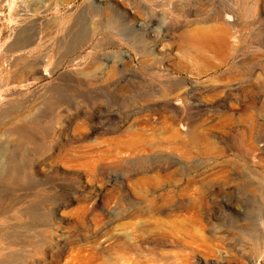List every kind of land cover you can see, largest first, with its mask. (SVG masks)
Returning a JSON list of instances; mask_svg holds the SVG:
<instances>
[{
  "label": "rangeland",
  "instance_id": "1",
  "mask_svg": "<svg viewBox=\"0 0 264 264\" xmlns=\"http://www.w3.org/2000/svg\"><path fill=\"white\" fill-rule=\"evenodd\" d=\"M0 264H264V0H0Z\"/></svg>",
  "mask_w": 264,
  "mask_h": 264
},
{
  "label": "bare ground",
  "instance_id": "2",
  "mask_svg": "<svg viewBox=\"0 0 264 264\" xmlns=\"http://www.w3.org/2000/svg\"><path fill=\"white\" fill-rule=\"evenodd\" d=\"M232 15H230L229 13L226 14V16L224 17L225 21H231L232 20ZM194 33H197V35L203 37V36H211L216 34L217 29L216 28H211V27H200V28H195L192 30ZM193 33V34H194ZM191 34V33H190ZM196 35V36H197Z\"/></svg>",
  "mask_w": 264,
  "mask_h": 264
}]
</instances>
